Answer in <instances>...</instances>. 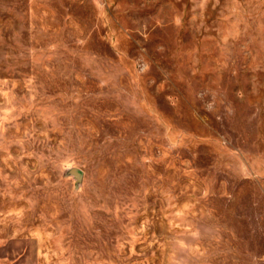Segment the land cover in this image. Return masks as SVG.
Masks as SVG:
<instances>
[{
  "label": "rangeland",
  "instance_id": "374dc122",
  "mask_svg": "<svg viewBox=\"0 0 264 264\" xmlns=\"http://www.w3.org/2000/svg\"><path fill=\"white\" fill-rule=\"evenodd\" d=\"M0 234L264 264V0H0Z\"/></svg>",
  "mask_w": 264,
  "mask_h": 264
},
{
  "label": "crops",
  "instance_id": "0c3cea01",
  "mask_svg": "<svg viewBox=\"0 0 264 264\" xmlns=\"http://www.w3.org/2000/svg\"><path fill=\"white\" fill-rule=\"evenodd\" d=\"M0 264H37L32 241L19 236L5 237L0 234Z\"/></svg>",
  "mask_w": 264,
  "mask_h": 264
},
{
  "label": "water",
  "instance_id": "95a60500",
  "mask_svg": "<svg viewBox=\"0 0 264 264\" xmlns=\"http://www.w3.org/2000/svg\"><path fill=\"white\" fill-rule=\"evenodd\" d=\"M69 173L74 176L77 183H80L83 179V171L79 168H71Z\"/></svg>",
  "mask_w": 264,
  "mask_h": 264
},
{
  "label": "bare ground",
  "instance_id": "6f19581e",
  "mask_svg": "<svg viewBox=\"0 0 264 264\" xmlns=\"http://www.w3.org/2000/svg\"><path fill=\"white\" fill-rule=\"evenodd\" d=\"M22 241V240H21ZM26 243V242H25ZM26 245H28V244H26ZM13 246V245H12ZM3 249V248H2ZM15 251V250H14ZM8 255V254H7ZM19 257V256H18ZM15 259V258H14ZM24 260V259H23ZM12 263V262H11Z\"/></svg>",
  "mask_w": 264,
  "mask_h": 264
}]
</instances>
